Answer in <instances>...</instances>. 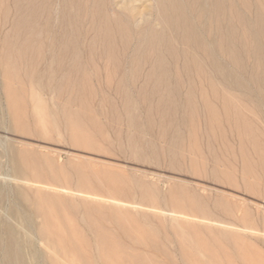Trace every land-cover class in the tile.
<instances>
[{
    "label": "rangeland",
    "instance_id": "1",
    "mask_svg": "<svg viewBox=\"0 0 264 264\" xmlns=\"http://www.w3.org/2000/svg\"><path fill=\"white\" fill-rule=\"evenodd\" d=\"M5 1L0 0V7H4L3 9L0 8V24L4 22V26L3 23L0 26V40L2 38V40L0 41V54H2L3 52H5L6 54L4 55L3 53L2 56L0 55L3 60L5 58V60L0 63V74L2 68L7 66V64L12 68H15L14 70L17 72V74L19 73L21 77L18 74L19 78L15 81V83L13 81V83L15 84L14 86L19 87V84H21L23 87H25L23 88L25 91L24 94L26 95L24 99L27 103V105H25L24 107L23 116L26 133L13 132L15 134L11 133L9 136L10 138L17 140V142H19L17 144L21 147L23 146L22 148L26 149L30 153L33 160L35 162L37 161L36 164L39 167L40 174L42 175L40 178L41 182H43L44 184H50L55 188L63 187L70 190L69 193L61 192L62 198L65 194L66 196L64 198H67L66 200L63 198V209L64 207L65 209L69 208V206H66L69 202H76V204L78 202L79 205H75L78 208L75 210H77V214L79 212V215L75 213L76 215H73L75 217L71 216L70 222L72 227L78 233L79 243L84 246V253L86 254V256L90 255L89 258L95 259V257L97 256L95 245L99 243L97 242V237H93L92 235L90 236V234L87 233L83 226L80 225L81 223H79V219L77 222V217H80L81 214L80 210H83V205H80L81 200L79 201V199H82V197H86V194L88 193L95 196L94 198L91 195L92 197L89 199L90 201H96H94L93 204L96 205V208L99 211V214H96L95 216L96 219L98 218V225L103 226L107 231L109 242L114 246L117 245L120 249L114 254V260L117 261V264H264V81L262 80L264 77V63L262 64V66L260 65L264 60H261L262 56L258 58L259 60L256 59L257 57L254 58L255 56L253 57V54L249 50V46L252 44V35L250 34V31L256 28L254 24L255 20L257 19V13L258 15H263L264 13V1L162 0L161 3L160 0H101V3L103 5H101V3L99 2L100 0H43L44 3H41L42 0H16V2L13 0ZM12 1L15 3V5ZM2 2L4 4H2ZM46 2L48 4H46ZM98 3L99 5L97 7ZM220 3H223V7L222 4L220 5ZM65 4L69 6V9H71L74 5V9L72 8L73 10H69L68 7L65 6ZM214 4H216V6H213ZM217 4L219 5L217 6ZM28 5L31 8H29ZM163 5L164 8H162ZM207 5H209L210 8ZM100 6L102 8H100ZM178 6L179 8H177ZM181 6L184 9H181ZM25 7H27L28 9L23 11L24 9L22 10V8ZM171 7L173 8V10L171 9ZM221 7L223 12L220 9ZM46 8H50L48 10L50 13L45 12L47 11ZM18 9L20 10V12ZM75 9L77 15L75 12H73L75 11ZM97 9L99 10V13L101 11L103 15H100L101 13L99 14ZM256 9L259 12H257ZM28 10L30 14L32 13L31 16ZM213 10H218L219 13L221 12V14H219L218 11H214L216 14L215 17ZM171 11L172 13L170 14ZM12 12L15 14L14 19H12L14 17L12 15ZM162 13H164V15ZM17 14L21 18H18ZM72 14L74 15V17ZM167 14H170L172 17H170V15L167 16ZM179 14L181 15V17L179 16ZM206 14H208L209 16ZM218 14L220 15V17ZM49 15L50 18L48 17ZM96 15H98L97 17L99 18L94 17ZM106 15L108 17H106ZM222 15L223 17H221ZM22 16L24 17V19H22ZM10 17L12 18L10 19ZM71 17L73 18L70 20ZM75 17H77V19ZM92 17L97 18L98 20H95ZM115 17H117V19H115ZM175 17H178V25L177 21H174ZM183 17L186 18L184 19ZM262 17H264V15ZM29 18L33 25H31L32 23L29 22ZM67 18H69V20ZM26 19L30 23V25L28 24L29 27L31 26L30 29H28V31L23 30V32H17L18 29L16 28L20 29L22 25H19L21 24V22H24L22 20L26 21ZM93 19L96 25H98L99 27L101 26L100 28L94 25V22H91L93 21ZM99 19L102 21H100ZM182 19L185 20V22H183L187 27H184V23L182 25ZM209 19H211V21ZM217 19H219L218 23L216 21ZM12 20L15 22H13ZM207 20H209V22H207ZM17 21L20 22L17 23ZM38 21L41 22L38 23ZM69 22L70 24H68ZM74 22L75 25L73 24ZM112 22L116 26L115 30H118L120 28H122V30L120 29V31H115L114 29H112V27L114 28V24H111ZM227 22L232 23L233 29H230L229 33L225 36L223 35L225 33L223 31V27ZM49 24L51 25V27H49ZM72 24L75 26L74 28H72ZM117 25L119 27H117ZM176 25L179 26L180 29H178ZM32 26L35 27V30L39 28L38 31L36 30V32L32 28ZM91 26L96 27L92 29ZM41 27L43 28L41 29ZM110 27L111 29H109ZM152 27L154 30L152 29ZM47 28H50L51 30ZM181 28L186 32H183ZM40 29L42 31H40V34H38ZM67 29L71 31L69 32ZM148 29L150 30L148 31ZM31 30H34V32H32ZM110 30L112 31L110 32ZM220 30L222 31L221 34ZM104 31L107 35L104 33ZM42 32H44L45 35H43L44 33ZM98 32H100V35L103 34V36L101 37L98 34L100 39L97 36V38L95 37V34H97ZM112 32L114 33V35ZM148 32H150L149 36ZM46 33H49V35H46ZM69 33L73 36L68 35ZM154 33L157 35H155ZM4 34L7 35L4 36ZM123 34L128 36H126L127 40H125L126 37L123 39ZM185 34L186 36H184ZM121 35L122 38H120ZM6 36L9 37V39L6 38ZM17 36L21 39L19 42L17 41L19 40ZM30 36H33L32 39L36 38L34 40H36L37 42L34 40L32 41ZM44 36L46 37L44 38ZM104 36H107V43H110L111 41L109 46L107 43H105V40L103 38ZM66 37H68L69 39L76 38V41L75 39L74 41L69 39L67 40ZM169 37H171V39ZM172 37L174 38V40H172ZM223 37L226 38V41ZM13 38L15 39V41ZM102 38L104 42L103 40L100 41ZM186 38L188 42H186ZM43 39L47 40L45 42L50 41L48 44H51L50 46H52V48L48 44H45ZM51 39L53 41H51ZM168 39H170L172 42H175L170 44L171 42L170 40L168 41ZM216 39H219L218 42L223 43H218ZM29 40L31 42H28ZM151 40L154 41L151 42ZM5 41L7 44H5ZM67 41H70L72 43H66ZM112 41H114L115 43ZM147 41L149 42V44ZM260 41L262 45H264V37H260ZM13 42H15L16 44ZM62 42L64 43V45L66 44L70 47H72L74 44L76 46V48L74 46L76 51L72 49L73 47L70 49L69 46H66L65 48V46L62 45ZM156 42H159L157 43L159 44V48L157 47V44L155 48ZM168 42L171 47H173V49L175 48L174 50L171 47L169 49ZM8 43H10V45ZM186 43L187 47H184ZM188 43L190 44L188 45ZM217 43L218 45H216ZM19 44L23 46L21 47ZM147 44H151L152 46H148ZM15 46L19 47L15 48ZM29 46L30 48L28 49ZM31 47L34 51L31 50ZM103 47H106L104 48L105 52ZM148 47L153 50V59L152 51H147ZM188 47L190 49L192 48V51H190ZM60 48L62 49V51H60ZM184 48L186 49L185 51L183 50ZM2 49L4 50L1 51ZM56 49L59 50V52ZM78 49H80V51ZM227 49L230 52H228ZM8 50H12V53L14 52L12 56H9V53L11 52ZM21 50L25 52L22 53ZM51 50H55V52ZM156 50H158L157 54L154 52ZM63 51H65V53ZM77 51H79V53L81 52L80 56L79 54H77V56L79 57L75 55V58L77 60L80 59V61L78 60V62L75 61L76 59H74V54H76ZM233 51L236 52L235 58L231 57ZM32 52H34V54ZM60 52H62L63 54H61ZM159 52L160 55L158 54ZM191 52L192 54L194 52V54L196 55L193 54V56ZM227 52L229 54H227ZM24 53L25 56H23ZM59 53L61 54V56L58 55ZM106 53L108 54L106 55ZM19 54H21L22 56L18 57ZM49 54H51V56ZM27 55H29L28 57H30L29 62ZM155 55L159 57L161 56V60L163 57L162 63H160L161 65L158 64L159 62H161L159 57L157 58ZM228 55L231 58H229ZM15 56L18 58L16 59L17 62L20 59L19 63H17L16 60L14 62V58H16ZM62 56H64V58H62ZM21 57H25L26 60L22 59ZM191 57H194V60L198 57V59L201 60L200 62L203 61V63H201L202 65H204L202 68L203 70L201 69L202 65L200 66V63L198 64L199 60L197 61L196 59L197 63H194V60L191 59ZM109 58L111 60L113 59V61H111ZM253 58L255 60H253ZM57 59H62V62L59 61L61 63L58 62V64ZM52 60L54 61L52 62ZM232 60L234 62H232ZM257 60L259 61V63H256L258 62ZM30 61H33L31 62L32 66L30 65ZM184 61H186V63H184ZM190 61L193 63L190 64ZM215 62L221 64V66L225 68L226 71L231 73L235 78H238L239 84L235 85L231 83V80L223 74L224 72L222 73L221 69L216 68ZM16 63L19 67L17 65L15 66ZM47 63L49 64L47 65ZM77 63L79 65L81 64L82 68ZM33 64L36 71H34L33 69ZM36 64L38 66H36ZM186 64H188V67L186 66ZM196 64H198L200 68L198 67V65L197 68H195ZM20 65L23 67V69H21ZM75 65L79 66V68L77 66V68H75ZM156 65L160 68L157 69L158 67ZM223 65H226V67ZM254 65L256 67L255 70L257 71L254 70ZM47 66H49L50 70ZM26 67L27 69L31 68L30 71L28 70L29 72L25 70ZM45 67L49 70V72ZM59 67L61 69H59ZM19 68L20 70H18ZM51 68H53V70H51ZM152 68L154 70L156 69V74L155 72L152 73ZM185 68L186 70H184ZM198 68L200 71L198 70ZM63 69L64 71H67V69L70 70L69 72H64ZM72 69L77 72L74 71L73 73ZM150 69L151 73H149ZM188 69L189 71L185 72ZM21 70L22 72H24H20ZM41 70L44 71L42 72ZM158 70L160 72L159 74ZM194 70H198L197 73L201 72L198 73V75H202V71H207L203 74L204 76L202 75V77L200 75L197 76V73L194 72ZM26 71L27 74H25ZM62 71L64 72L63 74H65L64 76L62 74V77L65 79L64 82H62L63 78L61 77ZM70 71L72 74L70 73ZM33 72L38 73L33 74ZM39 72H41V74ZM48 73H50L51 75H49ZM53 73H56V75H52ZM66 73L69 76H67ZM161 73L165 75H160ZM257 73L261 75V77H259V75L257 76ZM36 74L40 77L42 74H45L41 77L44 88L40 92L38 89H36V87H33V89L39 93L41 98L47 94L45 97L48 98L46 99L44 97L42 104L44 107L47 106L46 108L49 115L51 113H54L55 110L59 112V109H61L59 113H57V111L54 113V115L57 116L56 118L54 117L55 119L53 122H51L49 119V117H52L53 114L49 116L45 115V113L42 112L36 115L32 109L34 103L29 95L30 91L32 90L31 86L33 85L30 86L28 77H30V75L34 76ZM47 74L48 76H46ZM148 74L151 77L147 78L146 75ZM151 74H153L154 76L152 77ZM207 74L209 75V78H207ZM54 76L57 78H55ZM58 76L62 79H59ZM249 76H251V80L253 83L251 82ZM0 77L1 82L3 83V75L1 74ZM23 77H25V79ZM255 77L257 78V82L255 81ZM162 78L163 80H166V82L164 81L166 83L165 85H163L164 82L162 81ZM51 79H53V82L51 81ZM54 79H57L58 81H55ZM157 79L160 83L157 82ZM209 79L213 80L209 81ZM24 80H26L27 82ZM72 80L73 82H76L72 83ZM149 80L151 81V83ZM59 81H61L62 84ZM156 82L158 84H156ZM210 82H212V84ZM55 83L58 84L55 85ZM64 83L66 85H63ZM220 83L222 85L225 84L224 86L226 88H224V86L222 87ZM71 84L73 85L71 86ZM46 85L49 86V89ZM215 85L217 86V88ZM26 86L28 88H26ZM154 86H156L157 88L155 89ZM57 87L59 88V90L55 89ZM167 87L170 89H166ZM219 87L221 89L223 88V94L221 93V89ZM258 87H261L263 94H261L262 92ZM62 88L63 90H61ZM78 88H80V91L77 90ZM218 89H220V91ZM248 90L249 92H247ZM49 91H51L52 94L55 95H52L51 92L49 94ZM59 91L61 95H59ZM63 91L68 92L63 93ZM1 92L2 91H0V96L1 101L3 102L4 97L2 96L3 94H1ZM213 92L215 93L212 94ZM40 93L45 94L41 95ZM165 93H167L171 97V99L170 97H167L168 95L165 96ZM203 93L204 95H206L204 96ZM72 94L74 97L72 96ZM189 95L190 97L192 96L191 98L194 102L191 100ZM250 95H252L253 98ZM68 96L70 100L73 97V100L71 101L74 104H72L70 100V103L67 101L69 99ZM219 96L221 98H219ZM228 96L230 98H228ZM237 96L240 98L239 100H237ZM78 97L79 99H81V102ZM160 97H163L161 101L159 100L161 99ZM203 97H205L206 100ZM65 98H67V100ZM207 98L209 100H207ZM26 99L28 102L26 101ZM55 99L56 101H54ZM77 99L81 104L76 101ZM228 99L231 100L229 101ZM50 100L55 103H52ZM188 100L191 102H189ZM221 100H225L226 103H230H227L225 105V101L223 103ZM253 100L256 103H254ZM45 102L47 104H50V106H48ZM160 102L164 103V105H162V103ZM187 102L191 106L193 105L192 107H194V109L191 106L188 107L187 105L189 104H187ZM210 103H212L213 106H211ZM236 103L239 105H236ZM83 104H85V106H83ZM128 104H130L131 108ZM60 105L63 107L60 108ZM67 105L71 106L72 109H74L71 110V107H68ZM126 105L130 108V112H128V108L126 107ZM65 106V110H67L66 113H73L74 119L77 118L76 121H79L77 122L81 128L78 132L79 139L70 138V135L72 137V133L68 128V125L67 128L66 126H64L65 130L62 127L63 125H66L68 123L66 121V118H64L65 115L63 114V112L65 113V110L62 111ZM227 106L231 108L227 109ZM53 108L54 110H52ZM254 108L258 110H255L256 112L253 111ZM243 109L245 112H243ZM250 110H252L253 112H251ZM192 111L194 112L191 113ZM260 111L263 114H261ZM245 113L247 114L246 116ZM61 116L64 119H62ZM216 116L225 117L226 120L224 121L222 120V118H218ZM241 116H244V118L242 119ZM248 116L249 118H246ZM190 118L194 119V121H192L194 122L193 126H191L192 124L190 123ZM36 119L37 121H35ZM34 121L37 123H34ZM57 121H60V123ZM80 121L82 122L80 123ZM56 122L59 123V125H57ZM250 122L252 123L253 127L252 125H250ZM61 124L63 125L61 126ZM214 124L216 126H214ZM244 124L245 127H242ZM30 125L32 127H30ZM82 125L85 127H83ZM29 127L31 131L29 130ZM210 127L211 129L213 128V130H211ZM250 127L252 129L257 128L258 132L256 129H254L255 132H253ZM34 128L36 131L34 130ZM47 129L50 131H48ZM86 129L87 131L84 132ZM51 130L54 133L52 132L51 134ZM246 130L249 131V133ZM56 131L58 134L56 133ZM213 131L215 132L213 133ZM242 131L244 132L242 133ZM68 132L70 133L67 134ZM251 133H253L254 136H251ZM49 135L51 138H53V140L49 139ZM117 135H119L120 137ZM252 137H254L253 142ZM130 138L133 140H131ZM242 139L244 141H242ZM64 140L66 141V143ZM129 140H131V142H134L133 146ZM255 142L257 145H254ZM129 143L131 144L132 148H135L137 145V147L134 149L135 152H132V148ZM137 148L138 150H136ZM35 154L37 155V157H35ZM44 154L45 157H43ZM245 154L247 157L245 156ZM174 155L177 156L176 160L175 158L173 159ZM246 158H248L249 160ZM77 159L79 160V162ZM39 161L42 162L43 166ZM171 161L173 163H171ZM251 163L253 169L250 168ZM67 164H71L70 169L69 166L67 167ZM44 166L45 169L42 168ZM51 166L53 167V171L50 170ZM55 172V175L60 177L59 182H56L52 178V174ZM81 172L82 174H84V179L82 182L78 181L79 179L76 178ZM1 173L2 171H0V174ZM258 173L263 176L261 177L260 175V177L263 179V181L262 179H259V182L261 183L257 182L259 178ZM73 174H75V177L73 176ZM253 174L256 176V178ZM69 175L70 177H68ZM252 175L254 178V182ZM116 176L120 179L121 182L118 183L114 181ZM0 177H3V174H1ZM70 178H72V180ZM130 179L132 180V182L134 181L133 185ZM68 181H70V183ZM76 181L78 182L76 183ZM120 183L123 186H121ZM251 183L255 186V188ZM134 184H137V186ZM69 185L72 188H70ZM128 185L130 190H128ZM260 185L262 186V188ZM12 186H15V184H12ZM125 187L127 188V190ZM136 187L137 189H135ZM103 188H105V190ZM76 189L82 190V193L77 192ZM248 189H250L251 191ZM73 191L76 192L75 194L77 196L73 195ZM94 191L98 194L99 197H96L97 194ZM256 192L257 194H260L257 196ZM71 195L73 198L71 197ZM78 196L80 197L77 198ZM105 201H107L108 203H105ZM242 202H244V204ZM111 203L113 205H111ZM136 205L139 207H137ZM230 206H232L235 213L232 211V208ZM142 207L143 209H141ZM138 208L139 210H137ZM151 208L153 210H158L152 211ZM234 208L236 209L234 210ZM108 213L110 215H108ZM149 213H151V215ZM143 215H146V217ZM224 215L225 217H223ZM150 218L152 219L150 220ZM16 227H20V225L15 226V228ZM225 228H227L228 230ZM248 229H251L250 231L254 232H248ZM21 230L23 232V229H21V227L17 229L19 233H22ZM92 238H95V241H93ZM91 240L94 243H92ZM22 243L24 246V251L28 256V260L31 259L29 261L30 264H36L39 260L37 255H35L36 250L38 255L41 257L40 263L50 264L48 262V259L50 258L51 253H48L50 252V250L47 249L44 244L42 245V243H39V241H34L32 239L29 241H22ZM93 245L94 247L91 248ZM43 247L45 249H43ZM38 248L41 251L38 250ZM185 249L187 252L185 251ZM42 250L47 251V254ZM92 250L94 252H92ZM70 257L73 258L72 255ZM43 258L46 261L43 260Z\"/></svg>",
    "mask_w": 264,
    "mask_h": 264
},
{
    "label": "bare ground",
    "instance_id": "2",
    "mask_svg": "<svg viewBox=\"0 0 264 264\" xmlns=\"http://www.w3.org/2000/svg\"><path fill=\"white\" fill-rule=\"evenodd\" d=\"M3 1V0H2ZM5 1V0H4ZM13 1H15L16 2V0H13ZM12 1V2H13ZM24 1V0H23ZM38 1H40V0H38ZM37 1V2H38ZM69 1V0H68ZM102 1H104V0H102ZM158 1V0H157ZM162 0H160V2H161ZM222 1V0H221ZM220 1V2H221ZM261 1V0H260ZM259 1V2H260ZM264 1V0H263ZM6 2V1H5ZM44 3V1L42 0L41 1V3ZM93 2H95V1H93ZM100 3H101V0L99 1ZM262 2V1H261ZM260 2V3H261ZM14 3V2H13ZM40 3V2H39ZM41 3H40V5H41ZM162 3V2H161ZM164 3V2H163ZM228 3V2H227ZM259 3V4H260ZM2 4H4L3 2H2ZM6 4V3H5ZM7 4H9V3H7ZM25 4V3H24ZM37 4V3H36ZM46 4H48L47 2H46ZM222 4V7H223V3H220V5ZM12 5V4H11ZM14 5H15V3H14ZM38 5V4H37ZM94 5V4H93ZM98 5H99V3L97 4V7H98ZM101 5H103L102 3H101ZM177 5V4H176ZM219 4H217V6H218ZM3 6V5H2ZM13 6V5H12ZM42 6V5H41ZM47 6H50V5H47ZM65 6H67V4H65ZM72 6V5H71ZM70 6V7H71ZM74 6V5H73ZM73 6H72V8H73ZM161 6V5H160ZM208 7H209V5H207ZM213 6H216V4H214ZM261 6H262V4H261ZM261 6H259V7H261ZM9 7H11V6H9ZM17 7V6H16ZM16 7H15V9H16ZM28 7H29V5H28ZM45 7V6H44ZM68 7V9H69V6H67ZM222 7L220 8L221 10H222ZM228 7V6H227ZM233 7V6H232ZM1 9H3L2 7H0ZM13 8V7H12ZM18 8V7H17ZM29 8H31V7H29ZM71 8V9H72ZM100 8H102L101 6H100ZM161 8V7H160ZM162 8H164V5L162 6ZM173 8H174V6H173ZM173 8L171 7V9L173 10ZM177 8H179V6L177 7ZM210 8V7H209ZM14 9V8H13ZM24 9V10H23ZM26 9H28L27 7H25V8H22V10L23 11H25ZM33 9V8H32ZM50 9V8H49ZM49 9H47L46 8V10L47 11H45V12H49L48 10ZM67 9V10H68ZM71 9H69V10H71ZM74 9V8H73ZM72 9V10H73ZM166 9V8H165ZM181 9H184V8H182V6H181ZM208 9V8H207ZM207 9H206V12H207ZM215 9V8H214ZM216 9H217V7H216ZM228 9V8H227ZM10 10V9H9ZM19 10V9H18ZM20 10H21V8H20ZM20 10H19V12H20ZM30 10V9H29ZM29 10H28V12H29ZM98 10V9H97ZM102 10V9H101ZM163 10V9H162ZM177 10V9H176ZM210 10V9H209ZM220 10V11H221ZM257 10V9H256ZM262 10H263V7H262ZM6 11H7V9H6ZM34 11V10H33ZM92 11V10H91ZM94 11H95V8H94ZM166 11V10H165ZM170 11V10H169ZM179 11V10H178ZM214 11H216V10H213V12ZM218 11V10H217ZM216 11V12H217ZM229 11H230V9H229ZM18 12V13H19ZM22 12V11H21ZM27 12V11H26ZM25 12V13H26ZM68 12V11H67ZM72 12V11H71ZM73 12H75L76 13V9H75V11H73ZM72 12V13H73ZM103 12V11H102ZM105 12V11H104ZM180 12V11H179ZM209 12V11H208ZM222 12H223V10H222ZM233 12V11H232ZM231 12V13H232ZM257 12H259L258 10H257ZM256 12V13H257ZM0 13H1V11H0ZM3 13H4V11H3ZM16 13V12H15ZM24 13V12H23ZM35 13V12H34ZM50 13V12H49ZM69 13V12H68ZM90 13H93V12H90ZM95 13V12H94ZM98 13H99V10H98ZM100 13H101V11H100ZM99 13V14H100ZM106 13V12H105ZM105 13H104V15H105ZM172 13V11L170 12V14ZM174 13H175V10H174ZM182 13V12H181ZM218 13H219V11H218ZM263 13V12H262ZM9 14V13H8ZM7 14V15H8ZM11 14V13H10ZM28 14V13H27ZM29 14H30V12H29ZM32 14V13H31ZM31 14H30V16H31ZM48 14V13H47ZM163 15H164V13H162ZM170 14H167V16L168 15H170ZM183 14V13H182ZM209 14V13H208ZM208 14H206V15H208ZM213 14V13H212ZM214 14H215V12H214ZM219 14H221V12L219 13ZM218 14V15H219ZM7 15H6V18H7ZM12 15L14 16L15 14L12 12ZM11 15V16H12ZM18 15V14H17ZM20 15H21V13H20ZM37 15V14H36ZM45 15H46V13H45ZM73 15V14H72ZM76 15H77V13H76ZM75 15V16H76ZM100 15H103L102 13L100 14ZM99 15V16H100ZM175 15V14H174ZM210 15V14H209ZM208 15V16H209ZM263 15H264V13H263ZM263 15H258V13H257V19L255 20V24H254V26H256V28L254 29V30H252V31H250V34L252 35V44L249 46V50H250V52L253 54V57L254 58H256V59H258L260 56H262L261 57V60H264V59H262V58H264V45H262V43H261V41H260V37H264V17H262ZM1 16V15H0ZM35 16V15H34ZM38 16V15H37ZM98 15H96V16H94V17H97ZM166 16V17H167ZM179 16L181 17V15L179 14ZM215 17H216V14L214 15ZM49 18H50V15L48 16ZM73 17H74V15H73ZM73 17H71L70 18V20L73 18ZM94 17H92V18H94ZM102 17V16H101ZM106 17H108L107 15H106ZM163 17V16H162ZM170 17H172L171 15H170ZM219 17H220V15H219ZM221 17H223V15L221 16ZM12 17H10V19H11ZM15 18V16L12 18V19H14ZM18 18H21L19 15H18ZM34 18V17H33ZM76 19H77V17H75ZM97 18H99V17H97ZM97 18H94L95 20L97 19ZM178 18V17H177ZM176 17H175V20L174 21H177V25H178V19H177ZM184 19L186 18V17H183ZM210 18V17H209ZM218 18V17H217ZM256 18V17H255ZM3 19V18H2ZM22 19H24V17L22 16ZM64 19V18H63ZM68 20H69V18H67ZM94 19H93V21H91V22H94V25H96V23H95V21H94ZM102 19V18H101ZM108 19V18H107ZM113 19H114V17H113ZM115 19H117V17H115ZM170 19V18H169ZM177 19V20H176ZM181 19V18H180ZM184 19H182V25H183V23L185 22V20ZM6 20V19H5ZM29 20H30V18H29ZM40 20H41V18H40ZM73 20H75V19H73ZM98 20V19H97ZM100 20V19H99ZM109 20H110V18H109ZM210 21H211V19H209ZM209 20H207V22H209ZM4 21V20H3ZM13 21V20H12ZM20 21H21V19H20ZM19 21V22H20ZM22 21H24V22H21V24L19 25V26H21V28L19 29V28H16V29H18V31L17 32H23V30H26V31H28V29H30V27H29V25H30V23L29 22H31V20L28 22L27 21V19H26V21L25 20H22ZM65 21V20H64ZM100 21H102V20H100ZM106 21V20H105ZM181 21V20H180ZM184 21V22H183ZM217 21V23H218V21H219V19H217L216 20ZM222 21V20H221ZM231 21V20H230ZM13 22H15V21H13ZM18 21H17V23H19ZM39 22H41V21H38V23ZM50 22V21H49ZM48 22V23H49ZM71 22H73V21H71ZM90 22V23H91ZM96 22H98V21H96ZM113 22H115V21H113ZM111 23V24H114V23ZM117 22V21H116ZM3 23V26H4V22H2ZM2 23L0 24V26L2 25ZM32 23V22H31ZM51 23V22H50ZM118 23V22H117ZM158 23V22H157ZM174 23V22H173ZM181 23V22H180ZM179 23V24H180ZM9 24V23H8ZM15 24V23H14ZM29 24V25H28ZM68 24H70V22L68 23ZM74 25H75V22L73 23ZM72 24V25H73ZM93 24V23H92ZM91 24V25H92ZM98 24V23H97ZM101 24V23H100ZM111 24H110V26H111ZM166 24V23H165ZM175 24V23H174ZM185 24V23H184ZM189 24V23H188ZM13 25V24H12ZM31 25H33V23L31 24ZM50 25V24H49ZM65 25V24H64ZM72 26V28H74L75 26ZM109 25V24H108ZM167 25V24H166ZM176 25V27L178 28V29H180V27L179 26H177ZM190 25V24H189ZM9 26V25H8ZM66 26V25H65ZM97 27H99L98 25H96ZM95 26V27H96ZM171 26V25H170ZM186 26V24L184 25V27ZM219 26H220V24H219ZM218 26V27H219ZM18 27V26H17ZM37 27V26H36ZM39 27V26H38ZM48 27V26H47ZM49 27H51V25L49 26ZM69 27H70V25H69ZM95 27H92L91 26V28L93 29V28H95ZM101 27V26H100ZM99 27V28H100ZM117 27H119L118 25H117ZM123 27V26H122ZM161 27H163V26H161ZM183 27V28H184ZM187 27V26H186ZM32 28L34 29L35 27H33L32 26ZM43 27H41V29H42ZM103 28V27H102ZM115 28H116V26H115V24H114V28L112 27V29H114L115 30ZM167 28V27H166ZM10 29V28H9ZM38 29L39 28H37L36 30L38 31ZM39 30V33L38 34H40V31H42V30ZM47 29H50V28H47ZM69 29H71V28H69ZM69 29H67L68 31H69ZM109 29H111V27L109 28ZM121 30H122V28H120ZM120 29H118L119 31H120ZM151 29V28H150ZM150 29H148V31L150 30ZM152 29H153V27H152ZM164 29H165V27H164ZM169 29V28H168ZM230 29H233V25H232V23H230V22H227V23H225L224 24V27H223V31L225 32L223 35H227L228 33H229V30ZM12 30H14V29H12ZM35 30V29H34ZM34 30L32 31V32H34ZM35 30V31H36ZM51 30V29H50ZM66 30V31H67ZM73 30H75V29H73ZM97 30V29H96ZM95 30V31H96ZM103 30V29H102ZM117 30V29H116ZM115 30V31H116ZM117 30V31H118ZM154 30V29H153ZM161 30H162V28H161ZM181 30H182V28H181ZM218 30H219V28H218ZM235 30V29H234ZM3 31H5V30H3ZM9 31V30H8ZM7 31V32H8ZM16 31V30H15ZM26 31H24V32H26ZM36 31V32H37ZM65 31V30H64ZM63 31V32H64ZM67 31V32H68ZM71 31V30H70ZM69 31V32H70ZM109 31V30H108ZM112 30H110V32H111ZM165 31V30H164ZM183 32H186L185 30H182ZM11 32V31H10ZM16 32V33H17ZM44 32H45V30H44ZM44 32H42V33H44ZM48 32H49V30H48ZM114 32V31H113ZM112 32V33H113ZM151 32H153V31H151ZM157 32V31H156ZM218 32V31H217ZM221 30H220V34H221ZM4 33H6V32H4ZM9 33V32H8ZM13 33H14V31H13ZM51 33V32H50ZM65 33V32H64ZM75 33V32H74ZM104 33H105V31H104ZM115 33V32H114ZM114 33H113V35H114ZM158 33V32H157ZM161 33V32H160ZM234 33V32H233ZM22 34V33H21ZM24 34V33H23ZM27 34V33H26ZM63 34V33H62ZM66 34V33H65ZM76 34V33H75ZM74 34V35H75ZM100 35V32H98L97 34H95V37L97 36L98 38H99V35ZM102 34V33H101ZM106 34V33H105ZM104 34V35H105ZM120 34V33H119ZM149 34H150V32H148V36H149ZM153 34V33H152ZM155 34V33H154ZM5 35H7V34H4V36ZM10 35V34H9ZM8 35V36H9ZM12 35H14V34H12ZM12 35H11V37H12ZM16 35V34H15ZM30 35V34H29ZM32 35V34H31ZM43 35H45V33L43 34ZM46 35H49V33H46ZM68 35H70V33L68 34ZM107 35V34H106ZM125 34H123V39L127 36V35H125ZM155 35H157V34H155ZM165 35V34H164ZM222 35V36H223ZM34 36V35H33ZM32 36V37H33ZM51 36V35H50ZM61 36V35H60ZM65 36V35H64ZM63 36V37H64ZM70 36H73V35H70ZM76 36V35H75ZM101 36H103V34L102 35H100V37ZM151 36H154V35H151ZM184 36H186V34L184 35ZM232 36H233V34H232ZM2 37V36H1ZM11 37H10V39H11ZM13 37H15V36H13ZM18 37V36H17ZM22 37H24V36H22ZM32 37L30 36V38H31V40L33 41L34 39H36V38H33L32 39ZM46 36H44V38H45ZM49 37V36H48ZM62 37V36H61ZM96 37V38H97ZM107 37V36H106ZM105 36L103 37L104 38V40H105V43H107L106 41V38ZM128 37V36H127ZM127 37L125 38V40H127ZM156 37V36H155ZM218 37V36H217ZM234 37H235V34H234ZM4 38V37H3ZM6 38H8L9 39V37H7L6 36ZM6 38H5V40H6ZM19 38V37H18ZM17 38V39H18ZM67 38V40L69 39L68 37H66ZM103 38L100 40V41H102L103 40ZM120 38H122V35L120 36ZM147 38H149V37H147ZM147 38H146V40H147ZM170 39H171V37H169ZM173 38V37H172ZM220 38H222V37H220ZM219 38V39H220ZM224 38V37H223ZM228 38V37H227ZM14 39V38H13ZM27 39V38H26ZM28 39H29V37H28ZM39 39V38H38ZM74 39H75V41H76V38H73V39H69V40H73L74 41ZM93 39V38H92ZM92 39H90V40H92ZM95 39V38H94ZM100 39V38H99ZM164 39H165V36H164ZM170 39H168V41L170 40ZM218 39V40H219ZM226 38H224V40H225ZM263 39V38H262ZM1 40H2V38H1ZM0 40V41H1ZM21 39L19 38V40H17L18 42L20 41ZM40 40H42V39H40ZM40 40H39V42H40ZM44 40V39H43ZM97 40V39H96ZM104 40H103V42H104ZM162 40V39H161ZM160 40V41H161ZM166 40H167V37H166ZM172 40H174V38L172 39ZM218 40L216 39V41L218 42ZM14 41H15V39H14ZM34 41H36V40H34ZM45 41H47V40H44V42ZM51 41H53L52 39H51ZM57 41V40H56ZM99 41V42H100ZM124 41V40H123ZM154 40H151V42H153ZM197 41H198V39H197ZM196 41V42H197ZM212 41V40H211ZM221 41V40H220ZM226 41V40H225ZM233 41V40H232ZM28 42H31L30 40L28 41ZM37 42V41H36ZM38 42V43H39ZM50 42V41H49ZM49 42H45V44H48ZM64 42V41H63ZM62 42V43H63ZM70 41H67L66 43H69ZM90 42V41H89ZM96 42V41H95ZM108 42H109V38H108ZM112 42H114V41H112ZM148 42V41H147ZM146 42V43H147ZM170 44H172L173 42H175V41H171L170 40ZM186 42H188V40H187V38H186ZM229 42H230V40H229ZM13 43H15V42H13ZM38 43H37V45H38ZM72 42H70V44H71ZM77 43V42H76ZM101 43V42H100ZM99 43V44H100ZM110 43H111V41H110ZM110 43H107L108 44V46L110 45ZM115 43V42H114ZM114 43H112V44H114ZM157 43H159V42H156L155 43V48H156V44ZM162 43V42H161ZM167 43V42H166ZM198 43V42H197ZM218 43H220V42H218ZM218 43L216 44V45H218ZM223 42H221L220 44H222ZM5 44H7L6 43V41H5ZM4 44V45H5ZM9 45H10V43H8ZM16 44V43H15ZM20 44H21V42H20ZM19 44V45H20ZM54 44V43H53ZM92 44H93V41H92ZM95 44V43H94ZM102 44V43H101ZM106 44V45H107ZM111 44V45H112ZM148 44H149V42H148ZM147 44V45H148ZM153 44V43H152ZM169 44V42H168V45H169V49H170V47H171V45ZM190 43H188V45H189ZM219 44V45H220ZM226 44V43H225ZM227 44H229V43H227ZM33 45V44H32ZM44 45V44H43ZM49 46L51 45V44H48ZM62 45H64V43L62 44ZM146 45V46H147ZM151 45V44H150ZM150 45H148V46H150ZM158 46V48H159V44H157ZM163 45V44H162ZM161 45V46H162ZM187 45V43L185 44V46L184 47H187L186 46ZM224 45V44H223ZM21 46V45H20ZM23 46V45H22ZM21 46V47H22ZM30 46H31V44H30ZM30 46L28 47V49L30 48ZM65 46V48H66V46H69V45H64ZM74 44H73V48L72 47H70V49L72 48V49H74L75 51H76V46H75V48H74ZM96 46V45H95ZM152 46V45H151ZM173 46H175V45H173ZM230 46V45H229ZM17 46H15V48H16ZM19 47V46H18ZM17 47V48H18ZM24 47H26V46H24ZM44 47H45V45H44ZM48 47V46H47ZM51 48H52V46H50ZM63 47V46H62ZM107 47V46H106ZM106 47H103V49L104 48H106ZM224 47V46H223ZM227 47V46H226ZM226 47H225V49H226ZM1 48V47H0ZM46 48V47H45ZM149 48L150 47H148V52L149 51H152V54H153V50H151V48H150V50H149ZM172 49H173V47H171ZM206 48V47H205ZM220 48V47H219ZM229 48H231V47H229ZM23 49V48H22ZM35 49V48H34ZM39 49V48H38ZM58 49V48H57ZM56 49V50H57ZM61 49V48H60ZM153 49V48H152ZM167 49H168V46H167ZM175 49V48H174ZM173 49V50H174ZM188 49H190L189 47H188ZM192 49V48H191ZM190 49V51H192ZM224 49V48H223ZM224 49V50H225ZM248 49V48H247ZM246 49V50H247ZM4 49H2L1 51H3ZM6 50V49H5ZM18 50V49H17ZM20 50V49H19ZM27 50V49H26ZM31 50H33L32 49V47H31ZM30 50V51H31ZM47 50H49V49H47ZM63 50H64V48H63ZM79 51H80V49H78ZM146 50V49H145ZM160 50V49H159ZM184 51L186 50L185 48L183 49ZM220 50H222V49H220ZM223 50V51H224ZM8 51H10V50H8ZM12 51V50H11ZM10 51V52H11ZM22 51V50H21ZM34 51V50H33ZM44 51H46V50H44ZM51 51H53V50H51ZM58 52H59V50H57ZM60 51H62V49L60 50ZM66 51V50H65ZM65 51H63L64 53H65ZM71 51V50H70ZM79 51H77V53L76 54H74V59H76L75 58V55L77 56V54H79V56H80V53H79ZM103 51V50H102ZM106 51H107V49H106ZM157 51L158 50H156V51H154L156 54H157ZM176 51V50H175ZM226 51V50H225ZM224 51V52H225ZM227 51H228V49H227ZM231 51H232V49H231ZM23 52H25V51H22V53ZM27 52H28V50H27ZM26 52V53H27ZM39 52V51H38ZM53 52H55V50L53 51ZM67 52V51H66ZM72 52H73V50H72ZM72 52H70V53H72ZM104 52H105V49H104ZM108 52H109V47H108ZM171 52H172V50H171ZM228 52H230V51H228ZM227 52V54H229ZM4 53V55H6L5 54V52H3ZM2 53V54H3ZM12 53V52H11ZM11 53H9V56L11 55H13V53L11 54ZM20 53V52H19ZM29 53V52H28ZM33 54H34V52H32ZM35 53H36V51H35ZM48 53H49V51H48ZM51 53V52H50ZM61 54H63L62 52H60ZM58 54L59 56H61V54ZM111 53V52H110ZM147 53V52H146ZM2 54H0L1 56H2ZM33 54H32V56H33ZM46 54V53H45ZM73 54H71V55H73ZM108 53H106V55H107ZM159 55H160V52L158 53ZM173 54H175V53H173ZM191 54H192V52H191ZM193 54H194V52H193ZM192 54V55H193ZM235 54H236V52H232V56L231 57H233V58H235ZM30 55V54H29ZM29 55H27V57L29 56ZM50 56H51V54H49ZM150 55V54H149ZM194 55H196V54H194ZM193 55V56H194ZM17 56V55H16ZM15 56V57H16ZM20 56H22L21 54H19V56L18 57H20ZM23 56H25V53H24V55ZM64 56H65V54H64ZM64 56H62V58H64ZM79 56H77V57H79ZM145 56H146V54H145ZM153 56H154V54L152 55V59H153ZM157 58L159 57V56H157V55H155ZM229 56V55H228ZM40 57H43V56H40ZM68 57V56H67ZM196 57V56H195ZM230 56H229V58H231ZM1 58V57H0ZM11 58V57H10ZM12 58H14V57H12ZM22 58V57H21ZM29 58L30 57H28V62H29ZM39 58V57H38ZM45 58V57H44ZM49 58V57H48ZM69 58H71V57H69ZM81 58V57H80ZM106 58V57H105ZM112 58V57H111ZM253 58V60H255ZM16 59H18L17 57L16 58H14V62H15V60ZM22 59H25V57L24 58H22ZM32 59V58H31ZM30 59V60H31ZM40 59V58H39ZM66 59V58H65ZM107 59V58H106ZM110 59V58H109ZM155 59V58H154ZM159 59H160V61L161 62H159L158 64L159 65H161L160 63H162V60H163V57H162V60H161V56L159 57ZM191 59H193L194 60V57L192 58L191 57ZM196 59H197V61L199 60L198 59V57L197 58H195V60H194V63H197V61H196ZM4 60H5V58H4ZM2 58L0 59V63L2 62V61H4ZM10 60H12V59H10ZM26 60V59H25ZM36 60H37V58H36ZM35 60V61H36ZM54 60H55V58H54ZM54 60H52V62L54 61ZM58 60V59H57ZM56 60V61H57ZM79 61H80V59H78ZM78 60L76 59L75 61H77L78 62ZM111 60V59H110ZM109 60V61H110ZM188 60V59H187ZM234 60V59H233ZM232 60V62H234ZM259 60V59H258ZM257 60V61H258ZM19 61H20V59L18 60V62H17V60H16V62L17 63H19ZM35 61H34V63H35ZM42 61V60H41ZM40 61V62H41ZM47 61V60H46ZM59 61H61L62 62V59L61 60H58L57 61V63L59 62ZM74 61V60H73ZM111 61H113V59L111 60ZM155 61H157V60H155ZM154 61V62H155ZM189 61V60H188ZM187 61V62H188ZM192 61V60H191ZM190 61V64L191 63H193V62H191ZM196 61V62H195ZM201 60H199V62H198V64L200 63V66L202 65L201 63H203V61L202 62H200ZM216 61V60H215ZM31 62H33V61H30V65L32 64ZM50 62V61H49ZM61 62H59V63H61ZM68 62V61H67ZM71 62H72V60H71ZM82 62V61H81ZM108 62V61H107ZM165 62V61H164ZM237 62V61H236ZM235 62V63H236ZM7 63H8V61H7ZM17 63L15 64V66L17 65ZM26 63V62H25ZM39 63V62H38ZM58 63V64H59ZM76 63V62H75ZM112 63V62H111ZM184 63H186V61H184ZM256 63H259V61L258 62H256ZM264 63V61L260 64L261 66H262V64ZM9 64H10V62H9ZM20 64H21V62H20ZM23 64V63H22ZM27 64V63H26ZM26 64H25V66H26ZM42 64V63H41ZM49 63H47V65H48ZM74 64V63H73ZM78 64V63H77ZM109 64H110V62H109ZM157 64V65H158ZM198 64H196V66H195V68H197V65ZM215 64H216V68H218V69H221L222 70V73L224 74V75H226L227 76V78H229L230 80H231V83H233V84H235V85H237V84H239V79L238 78H235L231 73H229L228 71H226V69L225 68H223L222 66H221V64H218V62L216 63L215 62ZM255 64V63H254ZM64 65V64H63ZM70 65H71V63H70ZM79 65V64H78ZM156 65V66H157ZM163 65V64H162ZM167 65V64H166ZM259 65V64H258ZM18 66V65H17ZM21 66V65H20ZM32 66V65H31ZM36 66H38L37 64H36ZM43 66V65H42ZM73 66V65H72ZM77 65H75V68H79V66H81V64L79 65V66H77ZM186 66L188 67V64H186ZM203 66L204 65H202L201 66V69L203 68ZM223 66H225L226 67V65H223ZM260 66V67H261ZM19 67V66H18ZM29 67V66H28ZM48 68H49V66H47ZM158 68L157 69H159L160 67L159 66H157ZM198 67H199V65H198ZM259 67V68H260ZM35 67H34V64H33V69H34ZM46 68V67H45ZM61 68H62V66H61ZM60 67H59V69H61ZM68 68V67H67ZM74 68V69H75ZM81 68H82V66H81ZM189 68H190V66H189ZM195 68H193V69H195ZM200 68V67H199ZM199 68H198V70H199ZM205 68V67H204ZM15 68H12L10 65H8L7 64V66H5V67H3L2 68V70H1V74L3 75V77H4V82L2 83L1 82V77H0V91H2L1 92V94H3L2 96L4 97L3 99V102L1 101V96H0V171H2V173L1 174H3V177H0V264H30L29 263V261L31 260H28V256L26 255V253H25V251H24V246H23V243H22V241H29V240H37V241H39V243H42V245L44 244L46 247H47V249H49L50 250V252H48V253H51V255H50V258L48 259L49 261V263L50 264H117V261L116 260H114V254H115V252H118L120 249H119V247L116 245V246H114V245H112L110 242H109V240H108V237H107V231L105 230V228L103 227V226H101V225H98V222H97V219H96V214H99V211L97 210V208H96V205L95 204H93V202L95 201H90V199L89 198H91L92 196L90 195V194H86V197H82V199H79V201L81 200V203H80V205H83V210L81 211L80 210V212H81V214H80V217H77V222H78V219H79V223H81L80 225H82L83 226V228L87 231V233L88 234H90V236L92 235L93 237H97L96 239H97V242H99L98 244H96L95 246H96V253H97V256L95 257V259H92V258H89L90 257V255L89 256H86V254L84 253V246L83 245H81L80 243H79V236H78V233H77V231L72 227V225H71V222H70V217L71 216H73V215H76L77 213V210H75V209H77L78 207V202H77V204H76V202L74 203V202H67L68 203V205H66L67 207L69 206V208L68 209H65V207H64V209L62 208V203L64 202V200H63V198L66 196V194L64 195V197L62 198V194H61V192H67V193H69L70 192V190H68V189H65V188H63V187H58V188H55L54 186H52V185H50V184H44L43 182H41L40 181V178H41V174H40V170H39V167L37 166V164H36V162L33 160V158L31 157V155H30V153L26 150V149H23L21 146H19L17 143H19V142H17V140H14L13 138H10V134L11 133H13V132H19V133H26V127H25V125H24V120H23V116H24V107H25V105H27V103L25 102V99H24V97L26 96L24 93H25V91H24V89L23 88H25V87H23L21 84H19L20 86L19 87H17V86H14L15 84V81L19 78V76H20V74H19V76H18V74H17V72L14 70ZM16 69H17V67H16ZM21 69H23V67L21 66ZM31 69V68H30ZM30 69L28 68L27 69V67L25 68V70H29L30 71ZM43 69V68H42ZM47 69V68H46ZM71 69V68H70ZM70 69H67V71H64V69H63V71L64 72H69V70ZM153 69V68H152ZM165 69V68H164ZM167 69V68H166ZM256 69V67H255V65H254V70ZM18 70H20V68L18 69ZM49 70H50V68H49ZM49 70L47 69V71L49 72ZM51 70H53V68H51ZM73 70V69H72ZM76 70V69H75ZM75 70H73V73H74V71ZM79 70V69H78ZM156 70V69H155ZM155 70L153 69L152 71V73H154L155 72ZM184 70H186V68L184 69ZM197 70V71H198ZM203 70V69H202ZM261 70V69H260ZM27 71L25 72V74H27ZM28 71V72H29ZM34 71H36L35 69H34ZM38 71V70H37ZM42 71V70H41ZM44 71V70H43ZM42 71V72H43ZM56 71H58V70H56ZM62 71V73H61V77H62V74L64 73ZM81 71V70H80ZM166 71V70H165ZM164 71V72H165ZM189 71V69L187 70V71H185V72H188ZM191 71V70H190ZM197 71L196 70H194V72H196L197 73ZM200 71V70H199ZM207 71V70H206ZM206 71H202L203 72V74L206 72ZM255 71H257V70H255ZM20 72H22V70L20 71ZM24 72V71H23ZM22 72V73H23ZM32 72V71H31ZM54 72H55V70H54ZM75 72H77V71H75ZM82 72H83V70H82ZM157 72V71H156ZM156 72H155V74H156ZM263 72V71H262ZM34 73H38V72H33V74ZM40 74H41V72H39ZM47 73V72H46ZM45 73V74H46ZM59 73V72H58ZM70 73H71V71H70ZM149 73H151V69H150V72ZM160 72H159V70H158V74H159ZM198 73H201V72H198ZM198 73H197V76H199L198 75ZM258 73H259V71H258ZM257 73V76L259 75ZM264 73V72H263ZM0 74V75H1ZM30 74V73H29ZM45 74H42V75H45ZM49 75H51L50 73H48ZM48 74L46 75V76H48ZM67 74V73H66ZM72 74V73H71ZM78 74H79V71H78ZM80 74H81V72H80ZM83 74V73H82ZM189 74V73H188ZM191 74V73H190ZM202 74V75H203ZM262 74V73H261ZM32 75V74H31ZM30 75V77H28V82H29V84H30V86L31 85H33V86H31L32 87V90L30 91V98H31V100L33 101V103H34V105L32 106V104H31V106L33 107L32 109H33V111L35 112V114L36 115H38V114H40V113H42V112H44L45 113V115H49V113H48V110H47V106L46 107H44L43 106V104H42V102H43V98L47 95H44L43 93V97L41 98V96L39 95V93L38 92H36L34 89H33V87L35 88L36 87V89H38L39 90V92L44 88V84L42 83V81H41V77H42V75H41V77L39 76V75H34V76H31ZM52 75H56V73H53ZM57 75H60V74H57ZM65 74H63V76H64ZM152 75V77L154 76L153 74H151ZM160 75H165V74H163V73H161ZM160 75H159V78H160ZM195 75V74H194ZM202 75H200V76H202ZM254 75H255V72H254ZM67 76H69L68 74H67ZM67 76H65V77H67ZM147 76V78H149V77H151L149 74L148 75H146ZM204 76V75H203ZM202 76V77H203ZM264 76V75H263ZM21 77V76H20ZM55 77V76H54ZM70 77H71V75H70ZM157 77H158V75H157ZM156 77V78H157ZM250 77V80H251V76H249ZM259 77H261V75H259ZM24 79H25V77H23ZM22 78V79H23ZM27 78V77H26ZM47 78H49V77H47ZM50 78H51V76H50ZM55 78H57V77H55ZM58 78H59V76H58ZM63 78V77H62ZM62 78H59V79H62ZM158 78V79H159ZM166 78V77H165ZM207 78H209V75L207 74ZM210 78H212V77H210ZM254 78V77H253ZM66 79H68V78H66ZM70 79V78H69ZM152 79V78H151ZM157 79V80H158ZM249 79V78H248ZM256 77H255V81H256ZM261 79V78H260ZM50 80V79H49ZM49 80H47V81H49ZM53 79H51V81H52ZM55 81L57 80V79H54ZM63 80V81H62ZM61 81L62 82H64V78L62 79ZM160 80V79H159ZM159 80L157 81L158 83H160L159 82ZM210 80H213V79H209V81ZM263 81H264V77H263V79H262ZM13 81H14V83H13ZM24 81H26V80H24ZM54 81V82H55ZM58 81V80H57ZM61 81H59L60 83H61ZM67 81V80H66ZM66 81H65V83H66ZM148 81V80H147ZM150 81V80H149ZM154 81H155V79H154ZM153 81V82H154ZM162 81L164 82H166V80L164 79L163 80V78H162ZM225 81V80H224ZM227 81V80H226ZM19 82H20V80H19ZM18 82V83H19ZM27 82V81H26ZM53 82V81H52ZM58 82V83H59ZM68 82V81H67ZM74 82H76V81H74ZM73 82V80H72V83H74ZM156 82V84H158ZM164 82V84L163 85H165L166 83ZM213 82H215V81H213ZM251 82H252V80H251ZM257 82V81H256ZM255 82V83H256ZM261 82V81H260ZM45 83V82H44ZM51 83V82H50ZM57 83V84H58ZM63 84V85H66V84ZM150 83H151V81H150ZM211 84H212V82H210ZM209 83V84H210ZM253 83V82H252ZM17 84V83H16ZM46 84V83H45ZM47 84H48V82H47ZM56 83H55V85H57ZM62 84V83H61ZM69 84V83H68ZM67 84V85H68ZM76 84V83H75ZM214 84V83H213ZM51 85H53V84H51ZM51 85H50V87H51ZM73 84H71V86H72ZM161 85V84H160ZM218 85V84H217ZM220 85H222L221 83H220ZM225 84H223L222 85V87L224 86ZM22 86V87H21ZM47 86V85H46ZM83 86V85H82ZM157 86V85H156ZM156 86H154L155 87V89L158 87H156ZM210 86V85H209ZM216 86V85H215ZM259 86V85H258ZM48 87V89H49V86H47ZM46 87V88H47ZM56 87V86H55ZM59 87V86H58ZM57 87V88H58ZM61 87H63V86H61ZM60 87V88H61ZM67 87V86H66ZM160 87V86H159ZM214 87V86H213ZM239 87V86H238ZM26 88H28L27 86H26ZM57 88H55L56 90H59V88L57 89ZM77 88V87H76ZM81 88H85V87H81ZM216 88H217V86H216ZM220 88V87H219ZM224 88H226L225 86H224ZM256 88H257V85H256ZM258 88H260V91L262 92V89H261V87H258ZM31 89V88H30ZM47 89V90H48ZM64 89H65V87H64ZM72 89V88H71ZM80 88H78L77 90H79ZM166 89H170V88H166ZM221 89V88H220ZM220 89H218L219 91H220ZM223 89V88H222ZM222 89H221V93H222ZM54 90V89H53ZM53 90H51V91H53ZM56 90H55V92H56ZM61 90H63V88L61 89ZM60 90V91H61ZM75 90V89H74ZM173 90V89H172ZM226 90V89H225ZM46 91V90H45ZM51 91H49V94H50V92ZM60 91H59V93H60ZM80 91V90H79ZM83 91V90H82ZM204 91H205V89H204ZM213 91V90H212ZM212 91H210V92H212ZM218 91V92H219ZM224 91V90H223ZM241 91V90H240ZM257 91H258V89H257ZM259 91V92H260ZM62 92V91H61ZM65 91H63V93H64ZM66 92H68V91H66ZM65 92V93H66ZM69 92H71V91H69ZM165 92V91H164ZM167 92V91H166ZM168 92H169V90H168ZM217 92V93H218ZM247 92H249V90L247 91ZM62 93V94H63ZM77 93V92H76ZM75 93V94H76ZM202 93V92H201ZM215 92H213L212 94H214ZM41 94V93H40ZM41 94V95H42ZM51 94H52V92H51ZM56 94H58V93H56ZM220 94V93H219ZM223 94V93H222ZM261 94H263V92L261 93ZM52 95H55V94H52ZM59 95H61V93L59 94ZM58 95V96H59ZM165 96H167L168 94L167 93H165L164 94ZM203 95H204V93H203ZM202 95V96H203ZM206 95V94H205ZM204 95V96H205ZM221 95V94H220ZM57 96V95H56ZM70 96V95H69ZM69 96H68V98H69ZM72 96H73V94H72ZM81 96V95H80ZM171 96H172V94H171ZM215 96V95H214ZM224 96H225V92H224ZM236 96V95H235ZM250 96H252V95H250ZM74 97V96H73ZM73 97H72V99L71 100H73ZM82 97V96H81ZM80 97V98H81ZM168 98L170 97L169 95L167 96ZM166 97V98H167ZM189 97H190V95H189ZM188 97V98H189ZM192 97V96H191ZM190 97V98H191ZM238 97V96H237ZM46 98V97H45ZM48 98V97H47ZM46 98V99H47ZM50 98V97H49ZM161 98V97H160ZM163 98V97H162ZM162 98L161 99H159L160 101L162 100ZM173 98V97H172ZM204 99H205V97H203ZM219 98H221L220 96H219ZM228 98H230L229 96H228ZM252 98H253V96H252ZM254 98H255V96H254ZM258 98V97H257ZM51 99V98H50ZM66 100H67V98H65ZM75 99V98H74ZM78 99H79V97H78ZM76 100V101H78L79 102V100H80V102H81V99H79V100ZM170 99H171V97H170ZM203 99V100H204ZM240 98L238 97V99L237 100H239ZM49 100V99H48ZM53 100V99H52ZM52 100H50L51 102H52ZM65 100V101H66ZM69 100H70V98L67 100L68 102H69ZM70 100V102L72 103V101ZM190 100V99H189ZM188 100V101H189ZM191 100L193 101V99L191 98ZM206 100V99H205ZM204 100V101H205ZM207 100H209L208 98H207ZM229 100V99H228ZM231 100V99H230ZM229 100V101H230ZM234 100V99H233ZM254 100H256V99H254ZM253 100V101H254ZM257 100H259V99H257ZM26 101H27V99H26ZM54 101H56V99L54 100ZM59 101V100H58ZM57 101V102H58ZM83 101V100H82ZM164 101V100H163ZM223 103H224V101L225 100H221ZM28 102V101H27ZM49 102V101H48ZM50 102V103H51ZM56 102V103H57ZM69 102V103H70ZM79 102V103H80ZM84 102H86V101H84ZM127 102V101H126ZM130 102V101H129ZM169 102H170V100H169ZM172 102V101H171ZM189 102H191V101H189ZM194 102V101H193ZM211 102V101H210ZM235 102V101H234ZM26 103V104H25ZM46 103V102H45ZM52 103H55V102H52ZM83 103V102H82ZM132 103V102H131ZM130 103V104H131ZM160 103H162V102H160ZM205 103V102H204ZM227 103H230V102H227ZM226 103V101H225V105L227 104ZM233 103V102H232ZM231 103V104H232ZM240 103V102H239ZM254 103H256L255 101H254ZM253 103V104H254ZM47 104V103H46ZM61 104V103H60ZM67 104V103H66ZM72 104H74V103H72ZM81 104V103H80ZM127 104V103H126ZM130 104H128L129 105V107H130ZM133 104V103H132ZM131 104V105H132ZM187 104H189L188 102H187ZM211 104V106H213L212 105V103H210ZM264 104V103H263ZM48 106H50V104H47ZM54 105H57V104H54ZM70 105V104H69ZM161 105V104H160ZM162 105H164V103H162ZM195 105V104H194ZM209 105V104H208ZM236 105H239V104H237L236 103ZM257 105V104H256ZM58 106H59V104H58ZM68 106V105H67ZM83 106H85V104H83ZM188 107L189 106H191L190 104L189 105H187ZM193 106V105H192ZM191 106V107H192ZM205 106V105H204ZM229 106H230V104H229ZM260 106V105H259ZM61 107H63V106H61L60 105V108ZM68 107H71V106H68ZM126 107H127V105H126ZM129 107H127L128 108V112H130L129 110H130V108ZM228 107V106H227ZM231 107H232V105H231ZM230 107V108H231ZM233 107H236V106H233ZM240 107V106H239ZM261 107V106H260ZM133 108V107H132ZM193 109H194V107H192ZM196 108V107H195ZM229 107L227 108V109H230ZM263 108H264V106H263ZM30 109V108H29ZM31 109V110H32ZM49 109H51V108H49ZM58 109H59V107H58ZM66 109V106H65V108L64 109H62V111L63 110H65ZM71 110H73L72 109V107L70 108ZM212 109V108H211ZM242 109V108H241ZM52 110H54V108L52 109ZM60 110L61 109H59V112H60ZM69 110V109H68ZM189 110V109H188ZM192 110V109H191ZM196 110V109H195ZM234 110H236V109H234ZM233 110V111H234ZM253 110V109H252ZM252 110H250L251 112H253V111H255V110H258V109H255L254 108V110L252 111ZM57 110H55V112H56ZM61 111V112H62ZM77 111V110H76ZM207 111V110H206ZM233 111H232V113H233ZM237 111H240V110H237ZM248 111V110H247ZM27 112H28V110H27ZM50 112H51V110H50ZM54 112V113H55ZM58 111H57V113H59ZM67 112V110H65V113L63 112V114L65 115V117L64 118H66V121L68 122L66 125H63V124H61V126L64 128V126H66V128H67V125H68V128L71 130V133H72V137H71V135H70V138H73V139H79V134H78V132H79V130L81 129L80 128V126H79V124L77 123V122H79V121H76V119H74V117H73V113L71 114V113H66ZM70 112V111H69ZM74 112V111H73ZM78 112V111H77ZM80 112H82V111H80ZM194 111H192L191 113H193ZM223 112H224V109H223ZM222 112V113H223ZM243 112H245L244 111V109H243ZM242 112V113H243ZM250 112V113H251ZM256 112V111H255ZM54 113H51V114H53L52 115V117H49V119H50V121L51 122H53L54 121V119L56 118V116L54 115ZM56 113V114H57ZM196 113V112H195ZM194 113V114H195ZM208 113V112H207ZM260 113H261V111H260ZM51 114L49 115V116H51ZM63 114H62V116H63ZM211 114V113H210ZM238 114H239V112H238ZM237 114V115H238ZM253 114V113H252ZM261 114H263V113H261ZM33 115V114H32ZM61 115V114H60ZM75 115V114H74ZM77 115V114H76ZM190 115V114H189ZM218 115V114H217ZM222 115V114H221ZM242 115V114H241ZM244 115V114H243ZM247 114L245 113V116H246ZM62 116H61V118H62ZM192 116V115H191ZM195 116V115H194ZM224 116V115H223ZM234 116H236V115H234ZM239 116V115H238ZM263 116H264V114H263ZM27 117V116H26ZM33 117V116H32ZM55 117V118H54ZM80 117H81V115H80ZM193 117V116H192ZM210 117V116H209ZM215 117V116H214ZM216 117H220V116H216ZM28 118V117H27ZM58 118V117H57ZM64 118H62V119H64ZM79 118V117H78ZM195 118V117H194ZM220 118H222V120H226L225 119V117H220ZM241 118L243 119L244 118V116L242 117L241 116ZM246 118H249V116L248 117H246ZM82 119V118H81ZM191 119V118H190ZM193 119V118H192ZM191 119V126H193V124H194V122H192V121H194V119L192 120ZM210 119V118H209ZM213 119V118H212ZM250 119H253V118H250ZM249 119V120H250ZM221 120V119H220ZM35 121H37V119L35 120ZM34 121V123H37V122H35ZM62 121H64V120H62ZM237 121H238V118H237ZM247 121H248V119H247ZM45 122V121H44ZM57 122H59L60 123V121H57ZM56 122V124L57 125H59V123H57ZM82 121H80V123H81ZM241 122V121H240ZM243 122V121H242ZM254 122V121H253ZM27 123H28V121H27ZM47 123V122H46ZM64 123V122H63ZM131 123V122H130ZM214 123V122H213ZM220 123H221V121H220ZM251 123V122H250ZM249 123V124H250ZM30 124H32V123H30ZM53 124V123H52ZM133 124V123H132ZM131 124V125H132ZM28 125H29V123H28ZM34 125V124H33ZM56 125V126H57ZM86 125V124H85ZM213 125V124H212ZM242 125V124H241ZM250 125H252V123L250 124ZM35 126V125H34ZM83 126V125H82ZM87 126V125H86ZM214 126H216L215 124H214ZM263 126H264V124H263ZM30 127H32L31 125H30ZM30 127H29V130H30ZM51 127V126H50ZM83 127H85V126H83ZM219 127V126H218ZM242 127H245V124L242 126ZM252 127H253V125H252ZM52 128V127H51ZM50 128V129H51ZM56 128V127H55ZM63 128H62V132H63ZM195 128V127H194ZM251 128V127H250ZM60 129V128H59ZM210 129H211V127H210ZM217 129V128H216ZM244 129V128H243ZM242 129V130H243ZM254 129H256L257 130V128H254ZM254 129H252L251 128V130H253V132H255V130ZM34 130H35V128H34ZM40 130V129H39ZM48 130V129H47ZM64 130H65V128H64ZM211 130H213V128L211 129ZM31 131V130H30ZM33 131V130H32ZM36 131V130H35ZM48 131H50V130H48ZM60 131V130H59ZM67 131V130H66ZM87 131V129L84 131V132H86ZM191 131V130H190ZM219 131V130H218ZM247 131V130H246ZM245 131V132H246ZM34 132V131H33ZM52 130H51V134H52ZM83 132V133H84ZM215 131H213V133H214ZM244 131H242V133H243ZM248 133H249V131H247ZM257 132H258V130H257ZM35 133V132H34ZM54 133V132H53ZM56 133H57V131H56ZM61 133V132H60ZM66 133V132H65ZM70 132H68L67 134H69ZM220 133V132H219ZM13 134H15V133H13ZM36 134V133H35ZM38 134V133H37ZM50 134V133H49ZM58 134V133H57ZM62 134V133H61ZM252 134V135H251ZM250 135L251 136H254L253 135V133H251ZM255 134V133H254ZM259 134V133H258ZM257 134V135H258ZM55 135V134H54ZM220 135V134H219ZM245 135V134H244ZM51 136H53V135H51ZM62 136V135H61ZM117 136H119V135H117ZM221 136V135H220ZM55 137V136H54ZM66 137H67V135H66ZM90 137V136H89ZM120 137V136H119ZM248 137V136H247ZM22 138H24V137H22ZM63 138H64V136H63ZM69 138V139H70ZM245 138H246V136H245ZM245 138H243V139H245ZM251 138V137H250ZM253 139H252V142L254 141V137H252ZM45 139V138H44ZM49 139L51 140H53V138H51L50 137V135H49ZM65 139H67V138H65ZM131 139V138H130ZM242 139V141H244ZM258 139V138H257ZM54 140H56V139H54ZM131 140H133V139H131ZM131 140H129L130 142H131ZM65 141V140H64ZM68 141V140H67ZM86 141V140H85ZM255 141H256V138H255ZM24 142V141H23ZM22 142V143H23ZM70 142V141H69ZM72 142V141H71ZM74 142V141H73ZM57 143H59V142H57ZM65 143H66V141H65ZM137 143V142H136ZM135 143V144H136ZM257 143H258V140H257ZM27 144V143H26ZM69 144V143H68ZM76 144H78V143H76ZM130 144V143H129ZM131 144H132V146H133V144H134V142H131ZM131 144H130V146H131ZM21 145H23V144H21ZM252 145V144H251ZM254 145H257L256 144V142H255V144ZM253 145V146H254ZM26 146V145H25ZM74 146H75V144H74ZM132 146H131V148H132ZM29 147V146H28ZM31 147V146H30ZM135 147V146H134ZM136 147H137V145H136ZM135 147V148H136ZM256 147V146H255ZM258 147V146H257ZM135 148H132V152L134 151V149ZM259 148V147H258ZM136 150H138V148L136 149ZM32 151V150H31ZM34 151V150H33ZM36 152V151H35ZM135 152V151H134ZM242 152H243V150H242ZM256 152V151H255ZM173 153H175V152H173ZM241 153V152H240ZM257 153H259V152H257ZM37 154V153H36ZM35 154V155H36ZM178 154V153H177ZM244 154V153H243ZM136 155H138V154H136ZM180 155V154H179ZM258 155V154H257ZM175 156V157H174ZM173 156V159L175 158V160H176V155H174ZM245 156H246V154H245ZM259 156V155H258ZM35 157H37V155L35 156ZM43 157H45V154H44V156ZM47 157H48V155H47ZM46 157V158H47ZM247 157V156H246ZM51 158V157H50ZM37 159V158H36ZM172 159V160H173ZM246 159H248V158H246ZM38 160H40V159H38ZM44 160V159H43ZM78 160V159H77ZM174 160V161H175ZM249 160V159H248ZM256 160H259V159H256ZM41 161H42V159H41ZM41 161H39V162H41ZM244 161V160H243ZM78 162H79V160H78ZM246 162V161H245ZM171 163H173L172 161H171ZM243 163V162H242ZM254 163V162H253ZM260 163H261V161H260ZM259 163V164H260ZM41 164H42V162H41ZM53 164H54V162H53ZM69 164V163H68ZM67 164V167L69 166V169H70V166H71V164L70 165H68ZM174 164H176V163H174ZM178 164V163H177ZM85 165H86V160H85ZM40 166V165H39ZM42 166H43V164H42ZM54 166V165H53ZM66 166V165H65ZM64 166V167H65ZM82 166V165H81ZM172 166V165H171ZM174 166V165H173ZM179 166V165H178ZM216 166V165H215ZM89 167V166H88ZM262 167V166H261ZM42 168H44L45 169V166L44 167H42ZM61 168V167H60ZM174 168H177V167H174ZM250 168H252V163H251V167ZM53 169V167L51 166V168H50V170H52ZM77 169V168H76ZM86 169V168H85ZM253 169V168H252ZM263 169V168H262ZM73 170V169H72ZM88 170H90V169H88ZM108 170H110V169H108ZM216 170H218V169H216ZM46 171H48V170H46ZM53 171V170H52ZM87 171V170H86ZM116 171V170H115ZM45 172V171H44ZM57 172H58V170H57ZM60 172H61V170H60ZM75 172V171H74ZM113 172V171H112ZM118 172V171H117ZM216 172V171H215ZM226 172V171H225ZM255 172V171H254ZM259 172H260V170H259ZM263 172V171H262ZM42 173V172H41ZM77 173V172H76ZM111 173V172H110ZM116 173V172H115ZM243 173V172H242ZM245 173V172H244ZM0 174V175H1ZM49 174V173H48ZM51 174V173H50ZM56 174V172L55 173H53L52 174V178H53V180H55L56 182H59L60 181V177H58L57 175H55ZM71 174H72V172H71ZM117 174V173H116ZM213 174V173H212ZM216 174V173H215ZM47 175V174H46ZM75 174H73V176H74ZM89 175V174H88ZM108 175H109V173H108ZM114 175V174H113ZM223 175V174H222ZM254 175V174H253ZM253 175H252V178H253ZM257 175V174H256ZM258 175H259V178H258V176H257V178H258V181L257 182H259V179H262L261 177H263L264 176V174H263V176L261 175V174H259L258 173ZM260 175H261V177H260ZM94 176V175H93ZM118 176V175H117ZM116 176V178H115V180L114 181H116V182H121L120 181V179L118 178ZM213 176V175H212ZM255 176V175H254ZM68 177H70V175L68 176ZM75 177V176H74ZM73 177V178H74ZM79 177V178H78ZM224 177V176H223ZM222 177V178H223ZM47 178V177H46ZM77 179H79L78 181H83V179H84V174H82V172L76 177ZM86 178V177H85ZM90 178V177H89ZM88 178V179H89ZM97 178V177H96ZM215 178V177H214ZM249 178H250V176H249ZM255 178H256V176H255ZM49 179V178H48ZM63 179V178H62ZM71 180H72V178H70ZM108 179V178H107ZM113 179H114V176H113ZM243 179V178H242ZM76 180V179H75ZM90 180V179H89ZM96 180V179H95ZM225 180V179H224ZM78 181H76V183L78 182ZM86 181V180H85ZM130 181L132 182V180L130 179ZM130 181H129V183H130ZM262 181H263V179H262ZM54 182V181H53ZM69 183H70V181H68ZM73 182V181H72ZM134 182V181H133ZM133 182H132V185H133ZM253 182H254V178H253ZM128 183V184H129ZM259 183H261V182H259ZM259 183H258V185H259ZM12 184H15V186H12ZM61 184H62V182H61ZM79 184V183H78ZM121 184V183H120ZM229 184V183H228ZM252 184V183H251ZM102 185V184H101ZM134 185H136L137 186V184H134ZM150 185V184H149ZM148 185V186H149ZM253 185V184H252ZM84 186V185H83ZM116 186V185H115ZM121 186H123L122 184H121ZM147 186V185H146ZM151 186V185H150ZM244 186H245V183H244ZM261 186V185H260ZM69 187H70V185H69ZM77 187V186H76ZM91 187V186H90ZM119 187V186H118ZM253 187L255 188V186L253 185ZM252 187V188H253ZM264 187V186H263ZM70 188H72V187H70ZM117 188V187H116ZM115 188V189H116ZM126 188V187H125ZM243 188V187H242ZM261 188H262V186H261ZM58 189V190H57ZM78 189V188H77ZM76 189V191L77 192H81L82 193V190H77ZM104 190H105V188H103ZM135 189H137V187L135 188ZM140 189V188H139ZM154 189V188H153ZM251 189V188H250ZM250 189H248V190H250ZM73 190V189H72ZM126 190H127V188H126ZM128 190H130L129 189V185H128ZM148 190V189H147ZM252 190V189H251ZM250 190V191H251ZM259 190H260V187H259ZM89 191V190H88ZM140 191V190H139ZM146 191V190H145ZM256 191V190H255ZM60 192V193H59ZM74 192V191H73ZM95 192V191H94ZM141 192V191H140ZM139 192V193H140ZM259 192V191H258ZM72 193V192H71ZM76 192H74V194L73 195H76L75 194ZM80 193V194H81ZM84 193V192H83ZM96 193V192H95ZM155 193V192H154ZM249 193V192H248ZM59 194H61V195H59ZM97 194V193H96ZM103 194V193H102ZM141 194V193H140ZM250 194H251V192H250ZM256 194H257V192H256ZM260 194V193H259ZM259 194H257V196L259 195ZM263 194V193H262ZM107 195H108V193H107ZM112 195V194H111ZM252 195H254V194H252ZM77 196V195H76ZM71 197H72V195H71ZM75 197V196H74ZM80 196H78L77 198H79ZM94 198H95V196H93ZM96 197H99L98 196V194H97V196ZM260 197H261V195H260ZM73 198V197H72ZM106 198V197H105ZM65 200L67 199V198H64ZM75 199V198H74ZM73 199V200H74ZM93 199V198H92ZM101 199V198H100ZM112 199V198H111ZM149 199V198H148ZM199 199H200V197H199ZM198 199V200H199ZM105 200H108V199H105ZM227 200V199H226ZM70 201V200H69ZM72 201V200H71ZM76 201H78V200H76ZM98 201V200H97ZM101 201V200H100ZM104 201V200H103ZM111 201V200H110ZM96 202V201H95ZM99 202V201H98ZM102 202V201H101ZM107 201H105V203H106ZM199 202V201H198ZM222 202V201H221ZM228 202V201H227ZM238 202V201H237ZM108 203V202H107ZM139 203H141V202H139ZM224 203H225V201H224ZM229 203V202H228ZM243 204H244V202H242ZM198 204V203H197ZM65 205V204H64ZM75 205H77V206H75ZM107 205V204H106ZM111 205H113L112 203H111ZM222 205V204H221ZM227 205V204H226ZM229 205H232V204H229ZM234 205H235V203H234ZM241 205V204H240ZM137 206V205H136ZM107 207H109V206H107ZM137 207H139V206H137ZM231 208H232V206H230ZM240 207H242V206H240ZM259 207V206H258ZM222 208V207H221ZM260 208V207H259ZM70 209V210H69ZM71 209H74V210H71ZM141 209H143V207L141 208ZM152 209V208H151ZM236 208H234V210H235ZM137 210H139V208L137 209ZM158 209H156V210H153L152 209V211H157ZM219 210V209H218ZM143 211V210H142ZM230 211V210H229ZM232 211H233V208H232ZM231 211V212H232ZM144 212V211H143ZM149 212V211H148ZM159 212V211H158ZM209 212V211H208ZM219 212V211H218ZM234 212V211H233ZM76 213V214H75ZM114 213H116V212H114ZM235 213V212H234ZM150 215H151V213H149ZM77 215H79V212H78V214ZM108 215H110L109 213H108ZM112 215V214H111ZM140 215V214H139ZM150 215H149V217H150ZM222 215V214H221ZM141 216V215H140ZM143 216H145L146 217V215H143ZM197 216V215H196ZM73 217H75V216H73ZM152 217V216H151ZM223 217H225V215L223 216ZM227 217V216H226ZM248 217V216H247ZM156 218V217H155ZM264 218V217H263ZM152 218H150V220H151ZM225 219H227V218H225ZM148 220V219H147ZM264 220V219H263ZM231 221V220H230ZM243 221V220H242ZM207 222H209V221H207ZM229 223V222H228ZM100 224V223H99ZM102 224H103V222H102ZM220 224V223H219ZM219 224H217V225H219ZM17 225H20V227H21V229H23V232H22V230H21V232L22 233H19V231H17V229L18 228H20V227H16L15 228V226H17ZM216 225V224H215ZM222 225V224H221ZM104 226H106V225H104ZM224 226V225H223ZM229 226V225H228ZM227 226V227H228ZM250 227V226H249ZM203 228H204V226H203ZM206 228V227H205ZM222 228V227H221ZM107 229V228H106ZM109 229V228H108ZM207 229V228H206ZM225 229H227V228H225ZM230 229V228H229ZM238 229V228H237ZM84 230V231H85ZM110 230V229H109ZM205 230V229H204ZM208 230H210V229H208ZM221 230H224V229H221ZM228 230V229H227ZM231 230V229H230ZM240 230V229H239ZM247 230V229H246ZM251 230V229H250ZM249 229H248V232L250 231ZM258 231V230H257ZM256 231V232H257ZM119 232V231H118ZM250 232H254V231H250ZM109 233V232H108ZM120 233V232H119ZM210 233V232H209ZM218 233V232H217ZM222 233V232H221ZM261 233H262V231H261ZM87 234V235H88ZM211 234V233H210ZM228 234V233H227ZM253 234V233H252ZM251 234V235H252ZM89 236V235H88ZM179 236H180V234H179ZM228 236V235H227ZM90 238V237H89ZM229 238V237H228ZM91 239V238H90ZM93 239V238H92ZM153 239V238H152ZM148 240V239H147ZM223 240V239H222ZM93 241H95V238L93 239ZM90 242V241H89ZM91 242H92V240H91ZM137 242V241H136ZM26 243V242H25ZM38 243V242H37ZM82 243V242H81ZM92 243H94V242H92ZM231 243V242H230ZM264 243V242H263ZM91 244V243H90ZM38 245V244H37ZM35 246H36V242H35ZM40 246V245H39ZM89 246V245H88ZM205 246V245H204ZM94 247V245L91 247V248H93ZM37 248V247H36ZM35 248V249H36ZM41 248V247H40ZM43 249H45L44 247H43ZM89 249V248H88ZM38 250H40L39 248H38ZM183 250V249H182ZM37 251V250H36ZM35 251V255H37V257H38V262L36 263V264H41L40 263V256L38 255V253ZM41 251V250H40ZM43 251V250H42ZM45 251V250H44ZM43 251V252H44ZM185 251H186V249H185ZM47 251H45V253H46ZM85 252H87V251H85ZM92 252H94L93 250H92ZM187 252V251H186ZM44 253V254H45ZM89 253H90V251H89ZM96 253H95V255H96ZM43 254V253H42ZM47 254V253H46ZM189 254V253H188ZM30 255V254H29ZM73 256V258H71L70 256ZM184 255H185V253H184ZM44 256V255H43ZM46 256H48V255H46ZM94 256V255H93ZM182 256V255H181ZM70 257V258H69ZM31 258V257H30ZM185 259V258H184ZM187 259V258H186ZM43 260H45L44 258H43ZM188 260V259H187ZM46 261V260H45ZM44 264V263H43Z\"/></svg>",
    "mask_w": 264,
    "mask_h": 264
}]
</instances>
